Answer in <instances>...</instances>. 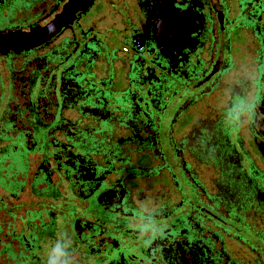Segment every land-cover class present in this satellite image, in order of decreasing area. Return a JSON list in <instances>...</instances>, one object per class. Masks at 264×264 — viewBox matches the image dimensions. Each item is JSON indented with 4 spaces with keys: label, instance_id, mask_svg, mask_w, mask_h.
<instances>
[{
    "label": "flooded vegetation",
    "instance_id": "1",
    "mask_svg": "<svg viewBox=\"0 0 264 264\" xmlns=\"http://www.w3.org/2000/svg\"><path fill=\"white\" fill-rule=\"evenodd\" d=\"M67 1L0 0V37L44 39L0 46L23 261L70 238L82 264H264V103L222 119L264 88V0H92L46 38Z\"/></svg>",
    "mask_w": 264,
    "mask_h": 264
},
{
    "label": "clouds",
    "instance_id": "2",
    "mask_svg": "<svg viewBox=\"0 0 264 264\" xmlns=\"http://www.w3.org/2000/svg\"><path fill=\"white\" fill-rule=\"evenodd\" d=\"M262 103H264V88L252 91L244 97L234 95L224 107L223 122L232 133L239 134L256 122ZM139 231L140 239L143 241L142 246L145 248L151 247L155 239L163 236V229L155 221L142 224ZM45 264H82V261L75 252L71 239L59 238L47 248Z\"/></svg>",
    "mask_w": 264,
    "mask_h": 264
},
{
    "label": "trees",
    "instance_id": "3",
    "mask_svg": "<svg viewBox=\"0 0 264 264\" xmlns=\"http://www.w3.org/2000/svg\"><path fill=\"white\" fill-rule=\"evenodd\" d=\"M0 139L4 140V136H0ZM67 140V139H66ZM4 148L0 149V211L7 217V221L4 223V228L0 227V264H45L44 259L42 263H35L33 260L25 256L23 261V247L21 239L23 236L27 238L28 231H24L20 222L23 219V212L19 210L18 206L10 207V203L7 201V193H15L18 187L15 184L8 185V181L4 173ZM5 193V194H4ZM8 197V198H7ZM31 215L32 213H30ZM25 215H27L25 213ZM27 218V217H26ZM31 229L33 228L30 224ZM4 230V231H3ZM34 238V236L32 237Z\"/></svg>",
    "mask_w": 264,
    "mask_h": 264
},
{
    "label": "water",
    "instance_id": "4",
    "mask_svg": "<svg viewBox=\"0 0 264 264\" xmlns=\"http://www.w3.org/2000/svg\"><path fill=\"white\" fill-rule=\"evenodd\" d=\"M91 2H92V0H82L81 2H80V4H74L75 3V0H68L66 3H65V5H64V8L62 9V11L59 13V14H57L56 15V18H54V20L51 22V24L52 23H54L57 19H59L63 14L62 13H64L65 11H68L69 9H68V7L70 8L71 6V11H70V13L68 14V12H67V14H66V16L64 17V18H62L59 22H57V26H56V28H52L51 29V31H50V33H48V36L46 37V38H50L51 36H53L58 30H60V28L62 27V26H64V25H66V24H69L70 22H72V20L74 19V17H75V14L77 13V12H83V11H85V10H87L88 9V7L90 6V4H91ZM82 4V5H81ZM74 5V6H73ZM80 6V7H79ZM50 23L47 25V26H45L44 28H47L49 25H51ZM27 35H30V33L29 34H27ZM1 36V35H0ZM45 38V37H44ZM45 38V39H46ZM44 39H42V41H43ZM42 41H36V42H34L33 44H31V45H29V47H31L32 45H36V44H38V43H41ZM28 47V46H27ZM169 104H172V102L171 101H169ZM172 106H174V105H172Z\"/></svg>",
    "mask_w": 264,
    "mask_h": 264
},
{
    "label": "rangeland",
    "instance_id": "5",
    "mask_svg": "<svg viewBox=\"0 0 264 264\" xmlns=\"http://www.w3.org/2000/svg\"><path fill=\"white\" fill-rule=\"evenodd\" d=\"M22 37H23L22 35H10L8 37H0V46L4 44L5 48H9L8 50H12V51L14 49H16V48H19V47H24V46H26V47L28 46L29 47V45H31V44H27V45L26 44H22L23 42L20 44V42L23 40ZM7 38H9V40L12 39L15 42V43H13V45L11 47H9V45H8L9 43L6 44L4 42L5 40H7ZM0 193H2V191H0ZM3 213L4 212L0 211V227H2V228H4V223L8 220L7 217H5V215Z\"/></svg>",
    "mask_w": 264,
    "mask_h": 264
},
{
    "label": "bare ground",
    "instance_id": "6",
    "mask_svg": "<svg viewBox=\"0 0 264 264\" xmlns=\"http://www.w3.org/2000/svg\"><path fill=\"white\" fill-rule=\"evenodd\" d=\"M82 0H75V3L74 4H80V2H81ZM82 5V4H81ZM74 6V5H73ZM72 7V6H71ZM80 7V6H79ZM70 9H72V8H70Z\"/></svg>",
    "mask_w": 264,
    "mask_h": 264
}]
</instances>
